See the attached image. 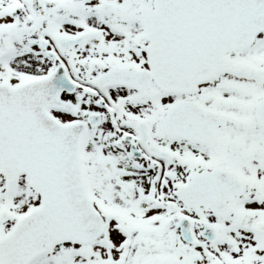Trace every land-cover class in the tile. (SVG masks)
<instances>
[{
    "label": "snow or ice",
    "instance_id": "1",
    "mask_svg": "<svg viewBox=\"0 0 264 264\" xmlns=\"http://www.w3.org/2000/svg\"><path fill=\"white\" fill-rule=\"evenodd\" d=\"M0 264H264V0H0Z\"/></svg>",
    "mask_w": 264,
    "mask_h": 264
}]
</instances>
